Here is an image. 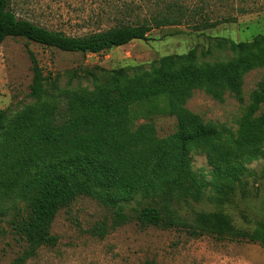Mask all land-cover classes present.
Masks as SVG:
<instances>
[{
  "label": "trees",
  "instance_id": "16d2710c",
  "mask_svg": "<svg viewBox=\"0 0 264 264\" xmlns=\"http://www.w3.org/2000/svg\"><path fill=\"white\" fill-rule=\"evenodd\" d=\"M173 7L149 18H116V23L105 29L72 36L18 18L9 8V0H0V43L7 37H22L64 52L98 54L147 39L153 28L179 25L189 20L187 17L197 23L200 20L201 26H194L199 29L217 23L201 15L203 8L196 18L186 7L177 3ZM223 41L219 45L233 53L223 62L197 63L193 54L187 53L163 56L148 70L132 76L101 67L88 70L86 75L95 87L63 91L61 113L55 97L44 88L36 57L28 50L33 73L30 96L37 102L13 116L0 110V195L13 194L24 202L13 227L26 246L10 264H24L40 247L55 245L57 238L50 228L56 213L80 196L113 208L115 224L134 220L142 227H175L229 240L245 239L264 248L261 221L245 230L235 226L223 209L197 213L189 221L172 207L173 201L183 197L223 202L247 171L239 159L243 155L246 160L255 159L264 143V115L253 118L264 102V88L255 94L247 119L233 140L224 138L215 125L204 123L183 105L192 90L216 95L219 87L236 86L246 72L264 66L263 36L252 41ZM97 73L106 76L104 84L98 83ZM136 104L146 106L145 115L173 116L175 130L148 153L147 164L133 168L123 157L139 146L147 150L154 133L151 124L130 125ZM190 150H203L213 166L209 194L205 190L208 183L192 172ZM27 169L31 174L13 185V178ZM130 201H135V206L128 214L125 209ZM102 230L103 226H98L99 234Z\"/></svg>",
  "mask_w": 264,
  "mask_h": 264
},
{
  "label": "rangeland",
  "instance_id": "374dc122",
  "mask_svg": "<svg viewBox=\"0 0 264 264\" xmlns=\"http://www.w3.org/2000/svg\"><path fill=\"white\" fill-rule=\"evenodd\" d=\"M176 3L188 8L194 16L203 8L201 15L217 23L199 29L194 26H201V21L197 23L187 17L189 20L179 25L153 28L147 39L133 40L98 54L64 52L22 37H7L0 43V110L13 116L37 102L30 96L33 73L28 50L36 57L44 88L55 97L61 113L65 105L60 94L83 87L93 89L95 84L86 74L88 70L96 71V67L123 70L132 76L148 70L167 55L192 53L197 63L223 62L233 57V53L227 46H220V41L264 37V0H9V8L18 18L79 36L105 29L116 23V18L133 20L136 15L149 18ZM226 18L232 21H225ZM96 75L99 84L106 82L105 75ZM262 88L264 66L246 72L236 86L219 87L216 95L203 89L192 90L183 105L204 123L215 125L224 138L233 140L247 119L255 94ZM145 107L133 106L130 125L135 128L151 124L154 133L147 150L139 146L130 156L123 157L133 168L147 164L148 153L175 130L173 116L145 115ZM262 115L264 102L259 104L253 118ZM243 156L239 160L247 171L223 202L183 197L173 201L172 207L189 221L197 213L223 209L235 226L245 230L252 229L257 221L264 223V143L255 159L246 160ZM189 157L192 172L208 183L205 190L211 193L213 166L205 152L190 150ZM30 174L31 169L21 171L12 184L20 183ZM133 206L135 201L128 202L125 212L130 214ZM23 208L24 202L13 194L0 195V264H10L25 249V242L13 227V220ZM113 220V208L92 197L80 196L56 213L50 228L57 238L56 244L40 247L24 264H264V248L258 242L229 240L175 227H142L134 220L115 224ZM98 226H103L102 234L98 233Z\"/></svg>",
  "mask_w": 264,
  "mask_h": 264
}]
</instances>
